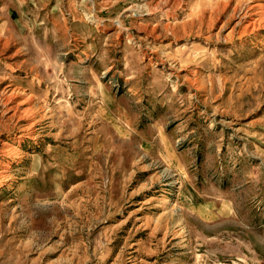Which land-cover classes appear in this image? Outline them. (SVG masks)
<instances>
[{
  "label": "rangeland",
  "instance_id": "374dc122",
  "mask_svg": "<svg viewBox=\"0 0 264 264\" xmlns=\"http://www.w3.org/2000/svg\"><path fill=\"white\" fill-rule=\"evenodd\" d=\"M0 264H264V0H0Z\"/></svg>",
  "mask_w": 264,
  "mask_h": 264
},
{
  "label": "bare ground",
  "instance_id": "6f19581e",
  "mask_svg": "<svg viewBox=\"0 0 264 264\" xmlns=\"http://www.w3.org/2000/svg\"><path fill=\"white\" fill-rule=\"evenodd\" d=\"M32 124V123H31ZM32 127V126H31Z\"/></svg>",
  "mask_w": 264,
  "mask_h": 264
}]
</instances>
